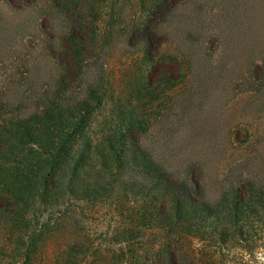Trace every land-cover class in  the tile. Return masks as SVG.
<instances>
[{
  "label": "rangeland",
  "instance_id": "374dc122",
  "mask_svg": "<svg viewBox=\"0 0 264 264\" xmlns=\"http://www.w3.org/2000/svg\"><path fill=\"white\" fill-rule=\"evenodd\" d=\"M262 61L264 0H0V264H264ZM57 131L81 160L50 196ZM140 165L202 168L204 197L160 178L196 207L190 262Z\"/></svg>",
  "mask_w": 264,
  "mask_h": 264
},
{
  "label": "trees",
  "instance_id": "16d2710c",
  "mask_svg": "<svg viewBox=\"0 0 264 264\" xmlns=\"http://www.w3.org/2000/svg\"><path fill=\"white\" fill-rule=\"evenodd\" d=\"M48 46L52 48L53 43H48ZM63 65H56L59 76L60 71L62 70L61 66ZM65 66L66 64L64 67ZM263 66L264 61L257 65L255 72H262ZM16 125L19 139L24 141L26 136L31 134V131L25 126L26 123L22 119H18ZM39 139L42 140V136H39ZM67 140V137L60 131H57L56 133L52 132L47 140H42V144L45 146L42 154V184H44L45 190L47 191L49 190L47 177L52 181L49 191L50 196L54 195L56 191H59V189L65 185L67 189L71 188L73 184L72 173L74 176L77 169V163L81 160V157L77 159V157L74 156V153H72V150L67 147ZM77 154L79 155L80 153L77 152ZM53 166L54 168H51ZM103 167L105 168L104 165ZM118 170H123L124 173L125 171H134V177L137 178V181L144 179L146 183H150L153 179L158 180L153 187H148L147 191L152 192L153 199H156L158 195L161 196L162 200L167 203L168 207L167 210L165 209L163 212H152L150 214V220L161 239V246L167 247L168 250H171V258L174 261H183L185 263L190 262V252L186 251L184 248L182 249V247H180V242L182 238L181 235L190 234L192 229L196 227L195 222L198 216L196 207L192 206L190 209L187 201L189 197L183 195H181L182 197L178 196L176 189L170 186H164L162 184V179L160 178L162 173L170 172L171 176L175 179H173L174 181H179L185 185V190L191 192V194H197L198 197H204L206 196L207 190L203 181L202 168L199 167V170H195L192 167L170 169L164 166L150 167L140 165L132 167L122 166V168H118ZM261 174L262 175L259 177L260 180L258 181H260V187L262 189L264 187V168L263 171H261ZM252 183L253 182L243 181V185L247 188H250ZM158 184L160 185V189L156 190L155 186ZM12 220L15 221L17 218L13 215ZM55 226L59 227L57 224H55Z\"/></svg>",
  "mask_w": 264,
  "mask_h": 264
}]
</instances>
